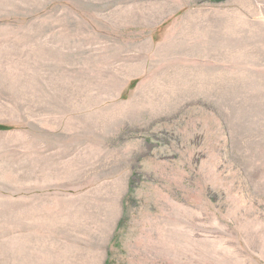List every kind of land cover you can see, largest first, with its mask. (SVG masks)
<instances>
[{
	"label": "rangeland",
	"instance_id": "rangeland-1",
	"mask_svg": "<svg viewBox=\"0 0 264 264\" xmlns=\"http://www.w3.org/2000/svg\"><path fill=\"white\" fill-rule=\"evenodd\" d=\"M121 1L0 0V129L68 142L37 216L0 217V264H264L256 42L169 41L188 13L264 20V0H181L165 27L158 0Z\"/></svg>",
	"mask_w": 264,
	"mask_h": 264
},
{
	"label": "crops",
	"instance_id": "crops-1",
	"mask_svg": "<svg viewBox=\"0 0 264 264\" xmlns=\"http://www.w3.org/2000/svg\"><path fill=\"white\" fill-rule=\"evenodd\" d=\"M101 1L105 3L113 0ZM125 1L122 0L119 4L126 3ZM94 2H99V0H94ZM157 4L162 9H173L172 11L167 10L163 14L159 26L164 27L168 25L172 17L174 19V15H179L178 13L182 8L181 0H173V2L158 0ZM261 6L260 3H256L255 6L252 4L245 8V4H243L241 8L237 7L233 10H207L199 13H188L182 19L183 25H180L182 29L179 28L178 32L175 30L169 41L176 44L181 41L187 44L197 43L203 49L204 42L214 41L219 43L224 41L228 43L230 41L229 37L233 38L232 35L250 34L256 42L250 56L253 66L252 73L256 81L258 78L264 84V20L260 18L261 15L257 18L250 12L253 9H261ZM195 23L197 27L192 26ZM135 25L136 23H131V26ZM25 36L27 35H22L20 38L32 37ZM13 42H16V39H13ZM22 44H24V41L18 46L19 49L22 48ZM29 46L30 44L26 42L25 48L28 49ZM216 46L218 45H213L214 48ZM226 48H229V46H226ZM196 56L203 58L204 54H196ZM220 65L223 64L220 63ZM197 79L201 81L211 79L212 81L213 78L208 73L205 76L204 73L199 72ZM261 87L264 88V86ZM33 104L35 103L33 102ZM36 122L28 121V130L17 127L6 128V125H3L5 129H0V210H4L3 214H0L2 218L36 217L37 214L32 212L31 209L35 208L37 201L40 203L47 200V196L52 197L53 186L60 185L55 180V182L53 181L54 173L59 171L63 160L64 162L68 161V142L65 144L63 142L54 143L53 139L56 137L61 139L63 134H67V132L60 129V131L55 132L59 135H54L52 129L37 130ZM43 125L46 126L45 123ZM53 144L58 146L54 147ZM54 148L56 151H54ZM75 148L77 149V145ZM62 149H65L64 159ZM5 203L9 204L4 205ZM21 205L30 210H22ZM10 207L14 209L5 214V210L9 211L8 208ZM8 233L16 234L19 232L14 229L11 232L8 231ZM15 255L16 250L13 248L9 257Z\"/></svg>",
	"mask_w": 264,
	"mask_h": 264
},
{
	"label": "trees",
	"instance_id": "trees-1",
	"mask_svg": "<svg viewBox=\"0 0 264 264\" xmlns=\"http://www.w3.org/2000/svg\"><path fill=\"white\" fill-rule=\"evenodd\" d=\"M215 1H220V0H215Z\"/></svg>",
	"mask_w": 264,
	"mask_h": 264
}]
</instances>
